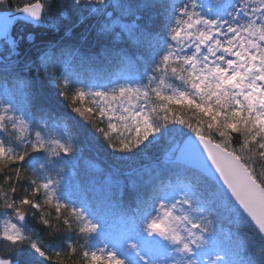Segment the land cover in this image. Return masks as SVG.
Instances as JSON below:
<instances>
[{
	"label": "snow or ice",
	"instance_id": "snow-or-ice-1",
	"mask_svg": "<svg viewBox=\"0 0 264 264\" xmlns=\"http://www.w3.org/2000/svg\"><path fill=\"white\" fill-rule=\"evenodd\" d=\"M80 45L121 70L69 74ZM80 121L122 161L161 157L70 191ZM77 253L264 264V0H0V264Z\"/></svg>",
	"mask_w": 264,
	"mask_h": 264
},
{
	"label": "trees",
	"instance_id": "trees-1",
	"mask_svg": "<svg viewBox=\"0 0 264 264\" xmlns=\"http://www.w3.org/2000/svg\"><path fill=\"white\" fill-rule=\"evenodd\" d=\"M30 2V0H11V4L13 7L15 6H23L24 4ZM16 29H20L21 25L16 24ZM42 30L36 29L37 34ZM62 34V33H61ZM88 55L95 57V59L91 62L88 61H81L78 57L76 59L69 60V67L67 69L69 74L78 73L81 77H90L94 74H109V73H118L121 69L115 57L105 59L99 55V49L96 46L88 48L85 45H80ZM37 79L40 77L37 75ZM67 101L64 102L65 111H70L67 109ZM75 115V114H73ZM79 121L80 118L77 117ZM92 127L91 123L85 125L83 121H80V124L76 127L72 128V132L75 136L76 141L78 142L77 145L82 147V157L83 159L79 160V165L77 168V175L78 179L82 182L83 186L90 185L93 181L91 176L88 174L85 166L88 165V160L97 161L100 165L104 167V170L107 172L114 171L115 169L119 168L121 171L126 170L129 167H139L142 163L148 164L158 157H161V151L159 148H150L147 150V155L142 157H137L129 161H122L118 155L112 154L110 155V150H107L105 147L101 145L104 143L102 140L100 143H96L95 141L91 140V138L86 134V129L90 130ZM95 182V181H93ZM54 215V213H53ZM55 223V221H53ZM35 225V221L31 218L29 219V226L32 227ZM38 232H40L44 242H48L51 239L50 236H44L43 233L50 230H44L40 226H36ZM226 227V226H225ZM241 231H244L242 229ZM77 248L79 245L77 244ZM67 251V249H65ZM79 262V254L65 259V264H78Z\"/></svg>",
	"mask_w": 264,
	"mask_h": 264
},
{
	"label": "rangeland",
	"instance_id": "rangeland-1",
	"mask_svg": "<svg viewBox=\"0 0 264 264\" xmlns=\"http://www.w3.org/2000/svg\"><path fill=\"white\" fill-rule=\"evenodd\" d=\"M72 135H73L74 142L78 144L73 132H72ZM80 159H83L82 152H80L77 158L73 160L72 163L74 167H70L68 169L67 173L65 174V181L70 191H80L86 188L91 193L92 189L97 187L99 182L102 180V178L106 176L109 172H107L106 174V170H104V167L100 165L97 161L88 160V165L85 166V169L87 170L88 174L91 176L93 181L95 182L92 181L90 185L83 186L82 182L80 181V179H78V175H77V168H78Z\"/></svg>",
	"mask_w": 264,
	"mask_h": 264
}]
</instances>
